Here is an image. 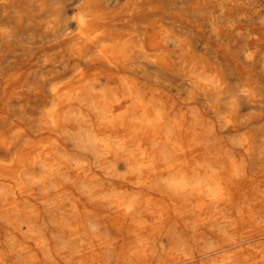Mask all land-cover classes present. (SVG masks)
<instances>
[{
    "label": "bare ground",
    "instance_id": "obj_1",
    "mask_svg": "<svg viewBox=\"0 0 264 264\" xmlns=\"http://www.w3.org/2000/svg\"><path fill=\"white\" fill-rule=\"evenodd\" d=\"M0 264H264V0H0Z\"/></svg>",
    "mask_w": 264,
    "mask_h": 264
}]
</instances>
